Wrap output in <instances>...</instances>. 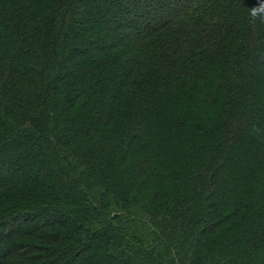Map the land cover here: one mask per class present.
I'll return each instance as SVG.
<instances>
[{
	"label": "trees",
	"instance_id": "1",
	"mask_svg": "<svg viewBox=\"0 0 264 264\" xmlns=\"http://www.w3.org/2000/svg\"><path fill=\"white\" fill-rule=\"evenodd\" d=\"M257 2L0 0V264H264Z\"/></svg>",
	"mask_w": 264,
	"mask_h": 264
},
{
	"label": "clouds",
	"instance_id": "2",
	"mask_svg": "<svg viewBox=\"0 0 264 264\" xmlns=\"http://www.w3.org/2000/svg\"><path fill=\"white\" fill-rule=\"evenodd\" d=\"M250 23H264V0H258L257 5L248 9Z\"/></svg>",
	"mask_w": 264,
	"mask_h": 264
},
{
	"label": "rangeland",
	"instance_id": "3",
	"mask_svg": "<svg viewBox=\"0 0 264 264\" xmlns=\"http://www.w3.org/2000/svg\"><path fill=\"white\" fill-rule=\"evenodd\" d=\"M105 4H106V3H105ZM118 4H119V5H124L122 1H121V2L118 1L117 5H118ZM103 6H104V4H103ZM145 6H146V5L144 4V7H145ZM26 166H27V169L30 171L29 165H24L22 168H26ZM28 170H27L26 172H28Z\"/></svg>",
	"mask_w": 264,
	"mask_h": 264
}]
</instances>
